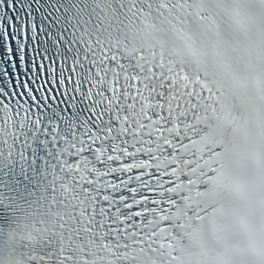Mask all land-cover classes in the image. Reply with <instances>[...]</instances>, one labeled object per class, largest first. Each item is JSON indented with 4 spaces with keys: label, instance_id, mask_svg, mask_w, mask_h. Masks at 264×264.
<instances>
[{
    "label": "snow or ice",
    "instance_id": "1",
    "mask_svg": "<svg viewBox=\"0 0 264 264\" xmlns=\"http://www.w3.org/2000/svg\"><path fill=\"white\" fill-rule=\"evenodd\" d=\"M229 3L234 5L230 12L234 27L230 30L241 50L258 41L264 42V0H229ZM33 26L25 18L21 28L13 24L4 29L8 33L9 51L16 73L9 76L14 85L11 90L6 84L0 85L4 89L0 91V101L26 105L39 113L51 109L49 120L69 121L74 117L64 113L77 103L78 95L104 97L106 111L98 115L91 104L99 101L91 100L87 104L98 120L107 117L103 121L109 125L104 139L113 141L110 150L91 148L96 153L97 167L94 171L108 178L109 191L119 188L118 193L113 191L116 203H122L129 210L136 209L135 214L138 215L142 202L140 189L151 188L153 170L149 164L180 155L185 144L192 139L190 134L197 132L194 122L198 116L210 104L218 103L210 99L214 92L219 95L216 89H209L202 83L210 78L213 69L199 63L186 67L171 58L165 62H145L129 57L127 60L122 58L117 64L113 57L115 68L109 90L93 92L89 87L85 94L80 88L81 80L74 79L76 66L69 68L64 60H58L45 48L49 37L44 34L41 39L42 26H35L36 35L33 37L30 30ZM16 41L23 45L19 50ZM2 49L3 44L0 43ZM8 71L11 72V69ZM61 104L64 110L57 112L53 106ZM113 124L116 127H112ZM103 198L109 200L108 196ZM248 251L251 253L253 250Z\"/></svg>",
    "mask_w": 264,
    "mask_h": 264
}]
</instances>
